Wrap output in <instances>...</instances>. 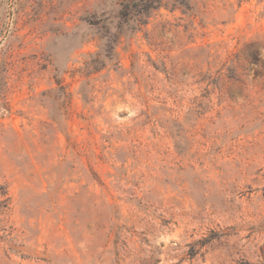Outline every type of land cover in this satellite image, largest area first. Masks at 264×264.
<instances>
[{
	"label": "rangeland",
	"instance_id": "obj_1",
	"mask_svg": "<svg viewBox=\"0 0 264 264\" xmlns=\"http://www.w3.org/2000/svg\"><path fill=\"white\" fill-rule=\"evenodd\" d=\"M121 3L0 0V264H264V0Z\"/></svg>",
	"mask_w": 264,
	"mask_h": 264
},
{
	"label": "trees",
	"instance_id": "obj_2",
	"mask_svg": "<svg viewBox=\"0 0 264 264\" xmlns=\"http://www.w3.org/2000/svg\"><path fill=\"white\" fill-rule=\"evenodd\" d=\"M166 0H122L118 18L121 24L132 23V28H139L147 23L151 15L160 9ZM121 30L108 37L106 47L109 52H113L116 42L118 41ZM108 51V50H107Z\"/></svg>",
	"mask_w": 264,
	"mask_h": 264
}]
</instances>
